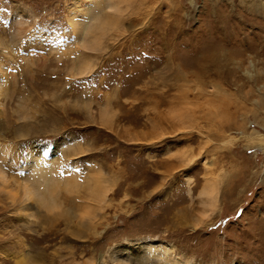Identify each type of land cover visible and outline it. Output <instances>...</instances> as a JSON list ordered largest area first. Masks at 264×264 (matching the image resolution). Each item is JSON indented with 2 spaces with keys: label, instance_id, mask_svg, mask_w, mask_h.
<instances>
[{
  "label": "rangeland",
  "instance_id": "obj_1",
  "mask_svg": "<svg viewBox=\"0 0 264 264\" xmlns=\"http://www.w3.org/2000/svg\"><path fill=\"white\" fill-rule=\"evenodd\" d=\"M257 130L264 0H0V264H264Z\"/></svg>",
  "mask_w": 264,
  "mask_h": 264
},
{
  "label": "bare ground",
  "instance_id": "obj_2",
  "mask_svg": "<svg viewBox=\"0 0 264 264\" xmlns=\"http://www.w3.org/2000/svg\"><path fill=\"white\" fill-rule=\"evenodd\" d=\"M211 59V58H210ZM209 65V64H208ZM207 73H209V72H207L206 71V74ZM201 78L202 77H200V75L198 76V79L201 81V84H203L204 85V80H201ZM209 83H212L211 81H208ZM207 83V82H206ZM211 86H213V88H216V87H219L217 84H215V83H213V84H211ZM222 90V89H221ZM251 137H252V141H254V142H256V143H261V144H264L263 143V141H264V136H263V134L262 133H260V132H258V130L257 131H253L252 133H251ZM41 174L45 177V176H47L48 177V175L49 174H46L45 173V170L44 171H41ZM0 175L1 176H3V174L2 173H0ZM52 175V174H51ZM2 179H3V177H1ZM46 180V179H45ZM47 182H49V180H46ZM24 187V191H25V197L27 198V199H32V198H34L35 196H37L36 195V189H34V190H31V186L30 185H24L23 186ZM54 187V186H53ZM49 190H50V188H49ZM51 190H52V188H51ZM49 192H51V191H49ZM47 193V192H46ZM50 195H51V193H50ZM43 196V195H42ZM41 196V197H42ZM53 196V195H52ZM51 196V198L50 199H52L53 197ZM43 197H45V196H43ZM50 199H48V198H46L45 197V199L43 200L44 202H45V204L48 206V208L49 207H51V208H53V207H56L58 204H57V202H55V199H54V201H52V200H50ZM212 200V199H211ZM213 202V201H212ZM43 203V202H42ZM26 208V207H25ZM27 209V208H26ZM26 209H25V211H26ZM28 211V210H27ZM66 212V214H68V211H65ZM71 213V212H70ZM66 216V215H65ZM154 241L155 240H148V241H143L144 243H143V246L144 245H148V246H150V247H155L156 245H157V243L155 242L154 243ZM152 243H154V244H152ZM157 247V246H156ZM164 248H165V250L167 249H169L170 247H169V245L167 246V244H165V246H164ZM152 250H153V248H152Z\"/></svg>",
  "mask_w": 264,
  "mask_h": 264
}]
</instances>
